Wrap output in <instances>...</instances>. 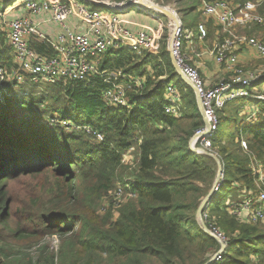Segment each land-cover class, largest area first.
<instances>
[{
  "label": "trees",
  "instance_id": "16d2710c",
  "mask_svg": "<svg viewBox=\"0 0 264 264\" xmlns=\"http://www.w3.org/2000/svg\"><path fill=\"white\" fill-rule=\"evenodd\" d=\"M207 26L212 29V23ZM6 38L0 31V68L10 70ZM103 69L145 79L142 88L128 91L127 107L106 105L107 85L100 78L28 81L18 88L0 81V264H206L221 250L197 219L217 164L189 148L204 121L168 45L157 57L110 52ZM168 84L181 94L182 118L165 114ZM55 115L73 116L71 129L52 124ZM84 127L101 134L103 142ZM245 135L252 157L238 140L213 141L224 168L214 194L254 189L253 160L264 169V116ZM132 146L140 154L134 169L121 163ZM119 185H128L135 197L116 208L108 197ZM212 206L211 200L204 208L206 225L227 238L223 260L212 264H264V224L240 222L227 206Z\"/></svg>",
  "mask_w": 264,
  "mask_h": 264
},
{
  "label": "built area",
  "instance_id": "2783aa9c",
  "mask_svg": "<svg viewBox=\"0 0 264 264\" xmlns=\"http://www.w3.org/2000/svg\"><path fill=\"white\" fill-rule=\"evenodd\" d=\"M153 3L150 0H145ZM93 5L103 6L112 11V14L101 11H90L88 7L79 4L76 0H27L24 6L32 16L50 13L47 21L59 28L60 32L55 36L48 35L38 29V25L30 18L13 19L7 22L6 12L0 9V31L8 28V41L15 54V62L18 69L7 70L0 68V81L13 84L18 88L25 83L45 82L56 84L64 80L69 82H88L92 78L103 79L107 85L102 96L109 107H127L128 91L132 87L142 88L144 78H129L121 70L102 69L104 57L113 51L126 49L138 57L144 54L158 55L162 45L163 32L133 31L126 27L122 14L141 6L140 0H86ZM154 4V3H153ZM264 0H250L242 5H236L228 0H202L199 12L205 20L213 22L223 28L229 37L224 38L211 51L218 65H225L232 71L234 77L231 81H221L214 87H209L200 72L190 62L186 54V48L192 47L195 34L189 29H184L183 22L179 18L176 9L168 7L175 15L178 24L172 26L171 19L170 43L168 49L176 65L187 77L195 88L200 98L206 124L196 131L198 139L194 147L199 146L202 151L213 152V137L219 130L218 111L227 102L239 98H249L252 95L247 88L254 87L264 80L262 69L256 72H245L239 63L238 49L241 46L253 48L260 58L264 59V35L246 36L237 35L235 29L241 27H257L264 29V14L261 8ZM146 12L162 23L163 14L154 9L144 8ZM156 11V12H154ZM77 19L86 25V30L78 32L70 27V20ZM45 21V22H47ZM206 29L199 30V40L207 38ZM45 42L51 55L41 54L33 48L35 42ZM187 45V46H186ZM162 79V78H161ZM167 104L164 107L165 114L175 118L181 117V101L173 84L166 89ZM255 98L264 103V91L255 95ZM50 122L59 125L66 130L71 129V121L61 119L57 115ZM89 136H94L98 142H103V136L94 132L89 127H84ZM244 149H248V143L242 141ZM135 146L122 154L121 163L134 169L140 159V154H135ZM260 181L262 173L260 172ZM221 184L216 188L219 191ZM129 186L119 185L109 194L108 199L116 207H121L129 198L135 195L128 189ZM257 193L249 194L248 198L229 206V212L238 221L247 223L261 222L264 224V188L258 187ZM204 221H209L207 215ZM209 228V227H208ZM210 232L218 239L219 243L227 245L224 233L212 225ZM224 251L220 250L213 258L215 262L223 260Z\"/></svg>",
  "mask_w": 264,
  "mask_h": 264
},
{
  "label": "crops",
  "instance_id": "0c3cea01",
  "mask_svg": "<svg viewBox=\"0 0 264 264\" xmlns=\"http://www.w3.org/2000/svg\"><path fill=\"white\" fill-rule=\"evenodd\" d=\"M3 1H5V3L8 2V0H3ZM76 1L79 4H81V5L85 6V7H86V3H89V2H86V0H82V1L81 0H76ZM201 1H200V4H199V7L201 5ZM228 1L233 2L232 0H228ZM248 1H250V0H248ZM235 4L236 5H242V4H237V3H235ZM137 7H138V12H136L134 14L132 12H130L132 9H130L129 11H127L125 14H122L124 25L126 27H128L129 29L133 30V31H145L147 33H151L153 31H158V27L160 25V23L158 22V20L155 17L149 15L146 12V10L144 9V7H141V6H137ZM199 7H198V11H199ZM0 9H2L3 11L6 12L7 22H9V21H11L13 19H26V18H30L33 22H35L38 25V29L41 32H43V33H46V34L51 35V36H55L57 33L60 32V30H59L58 27H56L55 25H53L52 23H50L49 21H47L51 17L50 13H48V12H44L41 15H38V16H32L30 14V11L26 9V7L24 6V4H21L19 6H9V5H6L5 7L0 8ZM176 12H177V10H176ZM178 16H179V14H178ZM45 21H47V22H45ZM170 21H171V19H170ZM209 22L212 23V24H214L213 22H211L209 20H205L203 22V24L201 25V27L199 28V30L201 31V29H206L210 33L211 32V29H209V27L207 26V24ZM70 27L73 30L78 31V32H81V31L84 32L86 30L85 23H83L81 21L79 22L75 18H72L70 20ZM217 27H219L216 30V32H215V35L217 36V43L214 44L215 45L214 47H216L219 43H221L224 38L229 37V34L228 33H225L223 31V28H221L220 26H217ZM241 28L244 29V31H245V34H242V35L255 36V37H259V36L264 35V29H260L259 30V28H257V27H251V28H249V27H244V28L241 27ZM236 30L237 29H235V33H236ZM261 30H262V32H260ZM3 32H5L6 35H8V28H7V26L5 27V29L3 30ZM198 37L199 36L195 37V39H194V42H193L194 46L192 45V47L186 48V54L188 55L189 62L194 67H196L198 69V71L200 72L201 76L206 81V83H207V85L209 87H214L215 85H217L219 82H221L223 80H225V81H231L233 79V77H234L232 71H230L229 69H227V67L225 65H218L216 63V60H215L214 56L211 55V51L212 50L211 51H206L205 49H201L202 43H198L196 41V38L198 39ZM6 43L10 47L9 41H8V37L6 38ZM32 46H33L34 49H36L41 54H47V55L53 54V52H51L49 50V47L47 46V43H45V42H38L37 41ZM214 47L212 49H214ZM10 49H11V47H10ZM161 49H162V45L160 47V51H159V54L158 55H153V54H148V55L157 57V56L160 55ZM119 51H127L128 53H131L130 51H128L126 49H121ZM113 52H117V51H113ZM11 53H12V57H13V66L11 67V69L9 71L15 70L16 68L18 69V66H17V64L15 62V54H14V51L12 50ZM204 55L206 57H204ZM238 56H239V63L243 67V69L245 70V72H256V71H258L260 69H262L264 71V59L263 58H260L259 55L254 51L253 48H250V47L245 46V45L239 47V49H238ZM103 62H104V60H103ZM103 62H102V66H101L102 69H103ZM148 69H151V66H148ZM160 79L161 80H165L166 79V76H161ZM168 85H170V84H168ZM173 86L176 88V90L178 92V95H179V98H180V101H181V117L180 118H182L183 117V111H182V108H183V100H182L181 94H180L177 86H175V85H173ZM247 91L252 95V97L243 98V99H248L250 101V104L249 105H242V107H240V110H239L238 115H239L240 122L244 126H247V127H251L252 126V127H254L256 124L260 123V117H263L264 116V103L259 102L255 98V95L256 94L264 91V80L261 81V82H259V83H257L254 87L247 88ZM196 99H197V96H196ZM239 100H242V98H239V99H237L235 101H232V102H229V103L227 102L226 105L233 104L234 102L239 101ZM259 103H261L263 106L260 105V107H259L258 106ZM225 106L221 110L218 111L219 122L221 121V117L224 118L225 116H227V111H225V109H226ZM204 125H205V123H204ZM219 127H220V123H219ZM237 140L240 143V145H241L244 153L245 154H248L250 157H252L249 148L246 150L242 146V141H245V142L248 143L247 138L240 137ZM212 151H213V149H212ZM135 154L136 155L139 154V152L136 151V149H135ZM197 154H201V153H197ZM252 168L254 170L255 175L257 176L256 177V181H255L254 189H252V190H247V189H241V190L238 189V190H236V189H234L235 190V193L238 194L237 195V199H236V201L234 203H239L243 199L248 198L249 197V194H251V193H257L258 190H259L258 189L259 186L262 187V188H264V183L260 181V176H261L260 175V172L262 173V177L261 178L264 179V169H263V166L261 165L260 162H257L255 160H253ZM223 178H224V176H223ZM222 181H223V179H222ZM222 181H221V183H222ZM231 204H233V203L232 202H229L228 205L230 206ZM229 206H227V208H229Z\"/></svg>",
  "mask_w": 264,
  "mask_h": 264
},
{
  "label": "rangeland",
  "instance_id": "374dc122",
  "mask_svg": "<svg viewBox=\"0 0 264 264\" xmlns=\"http://www.w3.org/2000/svg\"><path fill=\"white\" fill-rule=\"evenodd\" d=\"M25 1H27V0H8V2L5 3V1L0 0V8H3L6 5L19 6L21 4H24ZM150 1L153 2L154 4L160 6V7H173V8H175L177 10V13L179 14V18L183 22L184 29H189V30L194 32L196 37L198 36L199 28L201 27V25L205 21L203 16L198 11L199 3L201 0H150ZM86 6L88 7V9L90 11H101V12L108 13V14H112L114 12V11H112L106 7L93 5L90 3H86ZM194 7H197V9L192 11V12H189L188 14L185 13V11L191 10ZM130 12H132L133 14L138 12V7H133ZM154 12H156V11H154ZM170 23H171L170 19L167 16H164L162 18V23L158 27V31L163 32L162 47H163V44L166 43V45H169V43H170V38H169L170 34H171ZM218 28L219 27H217V25L212 24L211 32L209 33V31H208V35H207V38L205 40L201 41V40L196 38V41L198 43H202L201 49H205L206 51L213 50L212 48L215 46L214 44L217 43V36L215 35V32ZM260 32H262V30ZM236 34L242 35V34H245V31L242 28H238L236 30ZM193 46H194V44H193ZM105 57H104V60H105ZM204 57H206V56L204 55ZM249 104H250V101L248 99L242 98V100L236 101L233 104L225 106V108H226L225 111H227V116H225L226 118L221 117L220 127H219L220 129L217 131L216 135L213 138L214 143H219V144L224 145V144H230L233 141H236L240 137L246 138L245 129L247 126H244L240 122L238 113H239L240 107H242V105H249ZM260 105L263 106L261 103H259L258 106L260 107ZM67 119L72 121V122L75 120L73 116H69V117H67ZM196 148L200 149L199 146H196ZM209 153L216 155V153L214 151L209 152ZM214 195L215 196L212 199V203H213L212 207L213 208H215V207L223 208L225 206H229L228 205L229 202L234 203L237 199L238 194L235 193V190L234 191L232 190V191H228V192H224V193L219 192V193H216ZM49 242L51 243L52 247H54V248L58 247V241L56 238L50 239ZM146 264H151V263L147 262Z\"/></svg>",
  "mask_w": 264,
  "mask_h": 264
},
{
  "label": "water",
  "instance_id": "95a60500",
  "mask_svg": "<svg viewBox=\"0 0 264 264\" xmlns=\"http://www.w3.org/2000/svg\"><path fill=\"white\" fill-rule=\"evenodd\" d=\"M142 7L147 8V9H154L158 12H161L163 15L168 16L169 18L173 19V17H175V15L168 9V7H160L156 4L147 2L145 0H140ZM171 60H172V64L176 70V72L181 76V78L183 79V81L192 88V90L195 92L196 96H197V104H198V108L200 111V114L203 117L204 123L206 124V120L204 117V113H203V108L201 105V101L199 96L197 95V92L195 90V88L193 87V85L191 84V82L187 79V77L182 73V71L179 69V67L176 65L173 57L171 56ZM198 138L197 137H193L189 143V148L193 153H203L204 155H207L211 158H213L217 164V176L214 182V185L211 189V191L209 192V194L206 196V198L203 200V202L201 203L198 211H197V219L200 223V225L202 226V229L209 234L212 238L216 239L218 241V239L210 232L209 228L207 227L204 218H203V212H204V208L208 205V203H210V201L212 200V197L214 195V193L216 192V188L220 185L223 176H224V168H223V164L220 160V158L215 155V154H211L207 151H202L201 149H198L196 147H194V143L196 142ZM221 244V250L225 251L227 249V245H225L224 243H220ZM214 262V258H212L209 262H207L206 264H212Z\"/></svg>",
  "mask_w": 264,
  "mask_h": 264
},
{
  "label": "bare ground",
  "instance_id": "6f19581e",
  "mask_svg": "<svg viewBox=\"0 0 264 264\" xmlns=\"http://www.w3.org/2000/svg\"><path fill=\"white\" fill-rule=\"evenodd\" d=\"M177 24H178V21H177L176 17H173V23H172V26L174 27V26L177 25Z\"/></svg>",
  "mask_w": 264,
  "mask_h": 264
}]
</instances>
